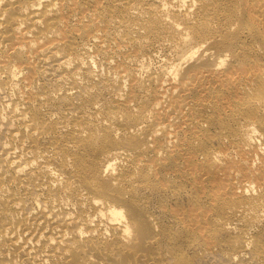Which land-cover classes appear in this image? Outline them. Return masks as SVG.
Masks as SVG:
<instances>
[{
    "label": "bare ground",
    "instance_id": "6f19581e",
    "mask_svg": "<svg viewBox=\"0 0 264 264\" xmlns=\"http://www.w3.org/2000/svg\"><path fill=\"white\" fill-rule=\"evenodd\" d=\"M164 7L165 8L167 7V9H165ZM71 13H75V16L77 18V22H79L81 24L86 23V24H84L83 28L86 27L87 24L91 27L93 26L92 28L87 26L88 29L85 28L84 30L77 29V31L76 30H72V31H75L78 33L81 32L82 37L84 36V38H86V42H88L87 44L90 43L89 46L91 45L95 52H103L104 53V52L109 51V53L115 52V53L119 54V56H120V51L122 49L124 51V48H130V49L131 48H133V49L145 48V49H147L148 47H155L156 46L158 48V50L160 48L159 51H161V52L164 51V50H162V48L163 49L166 48L167 50H168V48H169V50H170V48L171 49L173 48V50L174 49L176 50L177 54L175 56L176 59L174 60V62H172V64L169 62L170 65L168 66V68H167V66H165L166 68H164V69H167L166 73H164L162 75H157L156 72L154 74V73H152V71L150 73V72H148L149 70H146V71H143V72H148L146 74L143 73V76H144V74L146 75V76H144L145 77L144 79H141L142 77L138 78L139 76H137V73L134 72L133 70L131 71L129 67H120L119 64L117 63L118 60L120 61V59H117L116 63L118 64V66H116L117 69L114 70L113 74L114 73L115 74L112 76V78L114 77V79H115V77L117 76L118 79L117 78L116 79L119 81V83L121 82L123 84V81H124L127 85H125V83H124L122 86L125 85L128 87V89L127 90L124 89V91L126 93L125 92H124V94L121 93L123 95H120L121 97H119L118 99H115L117 101H116V103L113 101L114 104L111 103V105H110L111 107L107 108L106 110L104 109L105 112H103L104 110L102 109L103 110L102 111L103 116L101 119L99 118L100 120H97L95 118L97 115L94 117L93 114L98 113L99 111H101V109H99L97 107H92L91 111H88L89 112V115H88L87 111H85L86 108H84V109L82 108V110H84V112H86L87 115H85L84 112H82V115H78L80 112L79 113L77 112V116H75V117L73 116V118H72V115H71V118H72L71 119L68 116V113H65V114H67V116L71 120L68 119L69 121L67 120L68 122L61 124V127H59L60 124L58 123L59 126L56 128L54 126L53 122H51V120H53L51 117H54L55 115L54 116L51 115V117H50L51 120L46 122L43 120H39L37 118L36 115H38V114H36V111L33 110L34 112H32V110H31V111H28L26 113L23 110V109H25V107H22L23 108L22 110L26 113V114L24 113L25 115H23V116L28 117V119H29L28 120V126H29L30 130L27 129L28 127L26 128V130H29V133L26 136L30 140L29 142L31 144V147H34V145H37L38 139H39V137H41V135L42 136L47 135L46 136L47 141L51 145L54 146V150H53V152H54L53 157L54 158L52 159V161L55 164L56 163L58 164L59 161L63 162L62 169L64 168V170H63L64 173L66 175H68V174L72 175V177L74 176L76 178V180H72L73 182H71V183H66V185L63 184L64 186L62 188H60V186H59L60 192L58 194L61 193V189L63 191H65V193L67 192V194H68V192H69V194L71 193L72 196H73L72 193L78 192L79 197H77L75 200L80 201L79 204H81L82 206H84V204H85L86 209L88 210L87 213L88 212L90 213V214L89 213L87 214V215H89L88 217H93V219H94V217H97L98 219L100 218L99 220L102 219V221H104V222L106 220V224L111 229L112 234L116 237L114 243L115 244L118 243L119 245L122 244L121 246L118 247V248H120L119 252H121V253L125 250H126V252H127V250L129 252V249H130V251H132V253H134L133 252L134 250H137L139 252V249L142 250V249H144V247L147 248L146 249V250H148L147 253L150 252L149 249H151V247L153 246L151 243V240L157 234L156 230H158L157 229L158 227L156 226L155 222L154 223L152 222L153 219L150 220L148 218L149 215L144 214V213H146V212H144L145 211L144 207L141 206L142 204L141 205L138 204L140 201H138V203H136V202L139 199V196L144 197L146 195L147 196L152 195V193H155V195L156 194L159 195V194H163V193L167 194V193H170V191H172V190H170V187H166V185H165L166 183L164 184V186H162V185H160V183L158 185V182H156L159 179L157 177L159 175L162 176V174H163V176L168 175L169 177H173V180L175 178V179H178L179 181L180 180L181 181L183 180L186 182L191 181L193 187L198 192L201 191L203 198L207 202L211 203L210 204L211 209L215 210L216 212L218 210H220L218 212H220L222 214L221 218H217L214 215H210L206 211L204 213L201 212V213L197 214L196 218L199 217L198 220L196 219L197 221L196 220L192 221V224L194 226H198L199 228L203 229L204 225L209 223V225H211V227L212 226H220L222 228L221 230L224 231V230L233 229V227L237 229V227H235V226H238V223H240L242 220L244 222L247 220L250 224H253L254 222H255L254 224H257L258 222L263 221L264 220V0H0V65L5 63L8 59H12V58H13V60L15 59L17 62H15V63L13 62V63L15 64V66L17 68L24 67L25 70L27 69L28 72L26 71L27 72L26 79L29 82L32 81V77H33L32 74H33V70H34L35 65L33 64L32 60H34V59H36V61H37V59L39 60L40 58H41V60L44 58H46V59L50 58V59H52V61H56V62L59 60H62L61 62L59 61L60 64L57 65L58 66L57 69L58 68L70 69L71 66H69V65H71V62H70V58H68V56L70 55V57H71V55L72 56H74V55H73V52L71 54V50H72L71 45L66 43V39H67L66 36L67 35L65 34L64 29H65L67 22H68V16ZM112 20L113 21L115 20V23H114L115 26L114 25L113 26L117 27V30H119L118 35H119V32H121V31L123 32V36L121 35L122 36L121 39L119 38L120 35L118 37L114 36L115 38H119V39H117L119 41L116 44L117 46L115 48H113V46L111 45V43L115 44L114 41H113L114 43L111 42V40H112L110 37L111 35L109 36V34L105 31L109 26H112L113 22L111 25H108V24H110V22ZM165 28L166 29L168 28L170 31H168V29L166 31ZM112 29L113 28H111V30ZM159 29H161V30L165 29V32L164 31L162 32ZM57 31H60L62 33L56 34ZM141 31H144V34L146 32V34L149 36V38H153V39L157 38V39H155L156 41L155 40L152 41V39L151 40L149 39L151 42H156V45H155V43H154V45H155L154 46L149 41L147 42L148 37L146 38L147 40L145 39L146 41H143L144 39L143 40H140V39L138 40V38L135 39L134 37H136V36L137 37L143 36L142 35L143 32H141ZM160 32H162L164 35L161 34ZM129 33H131L130 34L131 36L134 35L133 33H136V36L134 35V37L132 38L129 35ZM110 34H111V31H110ZM79 36H81V35L79 34ZM79 38H81V37H79ZM70 41H72V40H70ZM86 42L84 41V43H86ZM63 43L64 44L66 43L65 46L68 47L67 53L69 55L63 56L62 58H61L62 55L61 56L59 55L60 58L58 59L56 52H57L58 48L60 47V45ZM87 44H84V46L80 45L81 47H79L83 50L82 51L80 49V52L82 51L83 53H85V58H88L89 56H91L90 53L88 52V50H91V49H88L89 46H87ZM152 49H154V48H152ZM62 50H64V49H62ZM173 50H171V52ZM146 51L149 52V49ZM152 52H154V51H152ZM152 52H151V54H152ZM138 53H140V51H138ZM144 53H145V50H144ZM104 54H101V56ZM108 54H106V56ZM111 54H113V53H111ZM75 55H78V54H75ZM146 55L147 54H142L141 56L146 57ZM116 56L117 55H115V57ZM130 56H131V54H130ZM141 56H139V57H141ZM95 57H97V56H95ZM107 57L109 58V56H107ZM132 57H134V56H132ZM139 57L137 56V58H139ZM72 58L74 59V57H72ZM81 58H83V56H81ZM89 58H92V57H89ZM108 58L105 61L108 64V67L110 65L112 67L113 64H111V63L114 62L113 61L114 58H113V60L111 59V61H113V62H111ZM50 59H49V61H51ZM78 59H79V57H78ZM100 59H101V57H100ZM126 59L127 58H124L122 60V63L126 64V62L129 60L128 59L126 61ZM166 59L169 60L168 57ZM47 60L46 61L43 60V61H45L47 63ZM167 60H165V62ZM40 61H38V63ZM75 61H76V58H75ZM78 61H76L75 63L73 61V63L76 64L78 62L80 64L81 63L80 61H82V60H78ZM94 61L95 60H93V62ZM130 61L133 62L132 60H130ZM138 61L139 60L137 59L136 62L138 63ZM82 62H84V61H82ZM9 63L10 62H8V64ZM11 63H12V61H11ZM13 63H12V66L14 65ZM42 63H44V62H42ZM42 63L40 62L39 65ZM101 63H102V61H101ZM81 64L83 65V63H81ZM162 64H163V62H162ZM129 65L131 66L132 64H129ZM129 65L126 64L125 66H129ZM36 66H38V65H36ZM142 66H143V64H142ZM47 67H49V66H47ZM106 67H107V65H106ZM132 67H133V65H132ZM136 67H137V65H136ZM9 68L10 67H8V70H10ZM50 68H52V66H50ZM100 68H103V66L102 67L100 66ZM13 69L15 70V68H13ZM57 69H55V70H57ZM60 69H58L57 72L60 71ZM79 69H80V67H79ZM92 69H93V67H92ZM138 69L139 68L137 67V69H135V71H137ZM2 70H4V68ZM49 70H51V69H49ZM99 70L101 71L102 69H99ZM109 70L110 69H108V72H109ZM162 70H163V68H162ZM81 71H82V67H81V70L76 71L77 73H75V74H73V72H75V71H73L72 75L69 76V78H67L65 76L66 77L65 80L70 81V83H72L74 85V88H75V86H77V84H79L77 82H80V81H77V79H76L77 76H78L79 80H80V77H83V76L77 75L78 72H81ZM100 71H99L100 75L98 74L97 70H96V72H97L96 74L91 73V72L90 73L93 76L94 75L96 76L98 74L101 77L104 74H103V70H102V73ZM106 71H107V69H106ZM159 71L161 72V70H159ZM1 72H0V74H1ZM39 72H40V70H39ZM82 72H85V71H82ZM108 72H106V76L109 75ZM13 73H16V72H12V75H13ZM107 73H108V75H107ZM44 74L46 75V71ZM80 74H82V73H80ZM19 75H21V74H19ZM45 75H43L42 77H45ZM67 75H69V74H67ZM93 76H92V78L94 79ZM1 77H3V76L1 75L0 78ZM15 77H17V76L15 75ZM62 77H60V78H62ZM90 77H91V75H90ZM3 78H5V76ZM6 78H7V76H6ZM18 78H19V76H18ZM36 78H37V75H36ZM85 78H84V80H85ZM101 78H103V77H101ZM13 79H15V78H13ZM57 79H59V77L54 79V80L56 81ZM10 80H12V79H10ZM15 80H17V78ZM96 80H97V78H96ZM18 81H21V80H18ZM57 81H60V79ZM49 82H51V80ZM65 82H64V84H67ZM92 82H93V80H92ZM112 82H114V81H112ZM7 83H8V81H7ZM42 83H43V81H42ZM51 83L53 84V82H51ZM51 83H48V84H51ZM108 83H110V82H108ZM115 83L117 84V81ZM15 84H16V81H15ZM52 84H51V86H54ZM81 84H83V82ZM85 84H86V82H85ZM116 84H114V85H116ZM12 85H13V82H12ZM21 85H22V83H21ZM103 85H104V83H103ZM22 86H24V85H22ZM105 86H106V84H105ZM111 86H112V84H111ZM125 86H124V88H127ZM0 87H1V85H0ZM2 87L4 88V86H2ZM17 87H18V84H17ZM14 88H16V87H13V89ZM52 88H54V87H52ZM66 88H67V90H69L68 89L69 87L66 86ZM105 88H107V87H105ZM0 89H2V88H0ZM86 89H87V87H86ZM94 89H95V87H94ZM94 89H93V92L96 91ZM49 90H50V88H49ZM58 90H59V88H58ZM62 90H63V87H62ZM106 90H109V89L108 88L105 89L104 92H107ZM25 91H26V89H25ZM38 91L39 90H36L35 92H38ZM72 91H74V90L72 89L70 93H72ZM77 91H78V89H77ZM86 91H88V90H86ZM89 91H88V94L90 93ZM100 91H103V90H100ZM112 91H114V90H112ZM120 91H119V93H120ZM1 92L2 91H0V94H1ZM13 92H14V90H13ZM15 92H16V90H15ZM42 92L44 93V91H42ZM58 92H57V95L59 94ZM67 92L65 93L66 96H67ZM93 92H91V93H93ZM12 94H14V93H12ZM46 94H48V92ZM52 94H53V91H52ZM14 95H13V99L15 98V100H16V97H14ZM55 95H56V93H55ZM85 95H87V94H85ZM102 95H104V94H102ZM60 96L61 95H59V97ZM82 96H80V97H82ZM87 96H85L86 99H87ZM98 96H100V94ZM8 97H9V95H8ZM24 97H26V96H24ZM76 97H78V96H76ZM107 97L109 99V96H107ZM21 98H22V96H21ZM39 98H40V96H39ZM67 98H68V96H67ZM103 98H106V95H105V97L103 96ZM103 98H102V100H103ZM115 98H116V96H115ZM10 99H12V98L10 97L9 100ZM42 99L44 100L43 97H42ZM75 99H77V98H75ZM15 100H14V103H15ZM56 100L58 101V99H56ZM10 101L7 103V106L11 105V104H9ZM82 101L83 100H81L80 102H82ZM60 102H62V100ZM100 102H98V104H102ZM1 103L2 102H0V106L2 105ZM16 103H17V101H16ZM42 103L43 102H41V104ZM72 103H74V102H72ZM109 103L110 102L108 101V104ZM31 104H33V103H31ZM64 104H66V102ZM69 104L71 105V103H69ZM98 104L96 106H98ZM16 105H18V104H16ZM78 105H80V104H78ZM3 106H6V105L3 104ZM7 106H6V108H7ZM14 106L12 108H14ZM39 106H41V105H39ZM32 107H34V106H32ZM58 107H60V106L58 105ZM64 107H65V105H64ZM105 107H107L106 104H105ZM7 109H6V111H7ZM62 109H63V107H62ZM88 109H90V108H88ZM45 110H47V109H45ZM1 112H5V110H3ZM18 112L19 111H16V113H18ZM90 112H93V114ZM8 113H10V112H8ZM50 113L48 115H50ZM11 114H14V113H11ZM46 114H47V112H46ZM55 114H56V112H55ZM56 115H58V114H56ZM4 116H5V114H4ZM9 118L11 119L10 116H9ZM54 118L56 119V117H54ZM57 118H59V117H57ZM0 119H3V121L6 123V120L4 118H2V115H1ZM18 119L19 118L17 117V120ZM17 120H16V122H17ZM56 121H58V120H56ZM1 122H2V120H1ZM105 122H108L109 124H107V123L105 124ZM11 123H13V121H11ZM0 125H2V124H0ZM23 125H25V124H23ZM13 127L14 126H12V129H13ZM0 128H3V127L0 126ZM8 128L9 127L7 126L6 130ZM216 130L223 132L222 136L221 135L218 136V140H217L221 145L224 146L223 147L224 149L222 151H216V148L213 149L212 147L209 146L210 145L209 144L210 139H213L212 133H214ZM6 132L8 133V130ZM9 132H10V130H9ZM10 135H11L10 137L12 138V140L16 141L17 136L14 133H11ZM0 136H1V134H0ZM254 137L260 139L262 141V144H259V146L255 145V142H252ZM18 138H19V136H18ZM43 138H44V136H43ZM6 139H8V138L6 137ZM26 141H28V140H26ZM25 142H22V144H24ZM8 143L9 142H7V144ZM38 144L40 145V143H38ZM43 144H45V142ZM4 146H5V149L8 148V146H7V148H6V145H4ZM2 147H1V149L3 150L4 147L3 148ZM14 149L16 151V148H14ZM19 149H20V147H19ZM42 149H43V147H42ZM46 149H48V147ZM51 149H52V147H51ZM32 150H31V152H32ZM39 152H41V151H39ZM46 152L48 153L49 150H47ZM44 153L41 154L42 157H43V155L45 156L46 153L45 154ZM12 155L14 157L15 153H13ZM5 156H6V154H5ZM23 156H24V154H23ZM32 156H33V153H32ZM47 156L48 155H46V158H47ZM51 156H50V158H51ZM34 157H35V155H34ZM26 161H27V159H26ZM31 161H33V160L31 159ZM49 161L50 160H48V162ZM114 161L115 162L118 161V165H116L117 167L116 166L113 167V165L115 164ZM1 162H2V160H1ZM15 163L16 164L14 165V161L12 159H9V158L5 159L2 162V167H3L2 169L4 170V168L5 169L6 168H8V169L12 168V169H16V171H17V170H19L20 163H18L17 161ZM29 163H31V162H29ZM112 163H114V164H112ZM59 164H61V163H59ZM24 165H23L24 169L28 168V166L25 167ZM50 165H51L50 168H52V167L54 168V166H56V165L52 166V164H50ZM31 167H29V168H31ZM115 167H116V169L114 171ZM50 168L48 169V167H43L39 171L42 172L45 176L52 178L53 176L50 177V175H52L54 173V171H51ZM27 170H30V169H27ZM21 172L22 171L20 169V174H21ZM37 172H38V170H37ZM25 173H26V171H25ZM22 174H24V173H22ZM58 174L61 175L60 173H58ZM28 175H32V172H30ZM53 175H55L54 177L56 178V173ZM59 175H57V177ZM9 176H11V175H9ZM39 176H40V174L38 175V177ZM17 177H18V173H17ZM43 177H42V179H44ZM59 177L61 178V176H59ZM66 177L67 176H64V178H66ZM60 178H57V180L61 181L62 179H60ZM75 178H73V179H75ZM7 179H8V177H7ZM25 180H26V178H25ZM162 180H163V178H162ZM55 181H51V182L55 183ZM63 181H65V180L63 179ZM168 181H169V179H168ZM213 181H217L221 185L219 184L220 186H218V187L212 186V185H210L209 187H206V186H208L207 185L208 183L211 184ZM15 182L17 183V181H15ZM24 182L25 181H23V183ZM163 182H166V181L163 180ZM50 184H51V186L53 185L52 183H50ZM21 185H22V182H21ZM43 186H44V184H43ZM43 186H42V188H43ZM53 186H55V185H53ZM21 188H23V187H21ZM54 188H56V187H54ZM7 189H6V191H8ZM26 189L28 190V188H26ZM43 189L45 190V188H43ZM51 189H53V188H51ZM252 189H255L258 193L255 197H250V196L248 197L247 196L248 193H246V192H248L249 190H252ZM37 190H38V188H37ZM39 190H40V188H39ZM1 191H3V190H1ZM173 191H174V189H173ZM53 192H55V191H53ZM6 193H8V192H6ZM253 193L255 194V192H253ZM47 194H48V192H47ZM18 195H19V193H18ZM42 195H43V193H42ZM38 196H39V194H38ZM64 196L65 195H63V197ZM74 196H75V194H74ZM28 197H26V198H28ZM7 198L8 199L10 198L9 195ZM60 198H61V196H60ZM42 199H43V196H42ZM57 199H59V198H57ZM16 200H17V198H16ZM71 200H69V201H71ZM36 201H38V200H36ZM60 201H63V200H60ZM60 201H59V203H60ZM0 202H2V201H0ZM7 202H5V203L7 204ZM40 202H42V201H40ZM51 202H53V201H51ZM36 203H35V206H36ZM69 203L70 202H68L67 204H69ZM11 204H14L13 200L9 201L8 206ZM32 204L33 203H31V205ZM73 204L75 205V203H73ZM73 204H72V206L75 208V206L77 204L75 206ZM56 205H58V204H56ZM56 205H55V207H56ZM65 205H64V209H65ZM16 206L19 207V205H16ZM35 206H32V209H34V208L38 209V206H39L38 203H37V207H35ZM44 206H45V204H44ZM46 206H45V208H46ZM68 206L70 207V205H68ZM68 206H66V209ZM2 207H3V204H2ZM6 207L7 206H5V208ZM39 207H41V206H39ZM16 208L14 210H16ZM17 209L19 210V208H17ZM75 210H76V208H75ZM81 210H82V208H81ZM58 211H60V210H58ZM200 211H202V210H200ZM45 212H46V210H45ZM52 213H53V210H52ZM56 213H57V211H56ZM64 213H65V211H64ZM67 213H69V212L66 211V214ZM82 213H84V212H82ZM9 214H10V212H9ZM30 214H32V213H30ZM70 214H71L72 218H74L72 215V212ZM6 216H8V214L5 215V218H6ZM67 216L69 217L70 215H66L65 218H67L68 220H71V217H69L70 218L69 219ZM26 217H29V216H26ZM31 217L34 218L35 216L34 217L31 216ZM36 217H37V215H36ZM56 217H57V214H56ZM60 217L61 216H59V218ZM50 218H51V216H50ZM43 219H45V218H43ZM67 219H65V220H67ZM208 219H209V221H208ZM4 220H5L4 217L0 218V242L2 241L3 245H5L8 248L14 249V247L17 246V245L15 246V244H16V237L18 236V233L28 232V229H29L27 226L28 223H26V221L24 219H21V220L18 219L16 221L7 222V223L5 222V221H7V219L5 221ZM28 220L30 221V219H28ZM57 220H60V219H57ZM65 220L63 219L61 222L55 221L56 223L54 222V227H53V225H51L49 223L53 227L54 231L57 230V232H56V233H58V237L56 238L57 244H63V241H66V240H64V238L65 239L69 238V237L67 238L65 235L68 236L69 234H68L67 230H70V227H73L70 225V224H72L71 223L72 220H71V222L65 221ZM87 220H89V219H87ZM90 220L94 221V220H92V218ZM51 221H53V220H50V222ZM250 221L253 223H251ZM97 222H99V221H97ZM79 223H81V222H79ZM87 223L88 222H85L86 230L88 232L93 233L94 229H96V228L98 229V227L92 229L91 227L88 226ZM57 224H59V225H57ZM95 224H98V223H94V225ZM246 224H245V226H246ZM260 224H262V223H258V226ZM50 225H48V226H50ZM262 225H264V224H262ZM58 226H59V228H60V226L62 227V229H60V231H58L59 230L57 228ZM241 226H243V223H241ZM79 228L78 229L74 228L73 230L69 231L70 235H72V237H76V238L79 237V234H80ZM82 229H85V228H82ZM80 230H81V228H80ZM185 230H187V229H185ZM246 230H248V229H246ZM100 231H102V230H100ZM231 231H233V230H231ZM248 231H250V230H248ZM128 234H130L131 236H128ZM84 235H85V233L82 235V237H84ZM95 235H97V234H95ZM95 235L91 234V236H95ZM242 235L244 238L246 234L244 232H242ZM98 236H99V234H98ZM82 237H81V239H82ZM86 237L88 238V236H86ZM102 237L103 236H101L100 238H102ZM247 239H248V236L238 244V252H243L246 249L247 245L252 246L249 244L250 242L249 243L247 242ZM79 240H77V241H79ZM250 240L251 239H249V241ZM20 241H21V239H20ZM90 241L91 240H89V242ZM155 241L158 242L157 240H155ZM50 242H52V241H50ZM72 244H71V247L75 243L73 245ZM86 244H87V242H86ZM93 244L95 246V243H93ZM153 244H155V243L153 242ZM96 245H98V244H96ZM62 246H67V245H65V243H64ZM69 246H70V244H69ZM74 246H76V245H74ZM99 246H100V244H99ZM103 246H105V243ZM110 246H113V245H110ZM115 246H117V245H115ZM158 246H159V244H158ZM82 247H83V245H82ZM84 247H89V245H86ZM91 247H93V246H90V248ZM108 247H109V245H108ZM74 248L72 247L70 249L74 250ZM78 248H80V247H78ZM90 248L89 249L87 248V249L90 250ZM93 248H95V247H93ZM93 248H91V249H93ZM103 248L106 249V247H103ZM159 248H161V245ZM146 250H145V252H146ZM153 250H154V248H153ZM255 251L256 252L254 253L252 258H254L255 261L258 260V262L259 261L264 262V249H263V247L258 246ZM79 252H80V249H79ZM93 252L95 253V251H93ZM103 252L104 251H102V253ZM67 253L70 254L72 252L70 250V253H69V251ZM109 253H108V255H109ZM150 253H152V252H150ZM159 253H160V251H159ZM243 253H245V252H243ZM127 254L125 253L126 256H128ZM247 254H249V253H247ZM70 255H72L71 257H73V259L71 260L72 264H87V263L89 264V262L85 263L86 259H85V261H82L74 253L70 254ZM78 255H79V253H78ZM93 255L94 254L92 253V255H91L92 260L90 262H92L94 259ZM95 255L97 256L99 254L95 253ZM122 255H124V254L122 253ZM122 255H120V256H122ZM96 256H94V257H96ZM120 256H118V257H120ZM141 256L143 257V255H141ZM141 256H139V257L141 258ZM163 256H162V258H163ZM165 256L167 257V255H165ZM84 257H86V255ZM84 257H82V259ZM87 257L89 258L88 254H87ZM97 257H96V259H97ZM99 257H100V255H99ZM99 257L97 260H99ZM122 257H120V258H122ZM129 257H127V258H129ZM131 257H132V255H131ZM131 257L129 259H131ZM145 257H146V255H145ZM109 258H110V256H109ZM120 258H118V259H120ZM124 258L125 257H123L122 259H124ZM162 258L160 256V260ZM96 259L94 260V262L96 261ZM136 259H137V256H136L135 260ZM148 259H151V258H148ZM158 259H159V257H158ZM47 260H50V259H47ZM101 260H103V258ZM126 260H124V262H122L123 260H119V261H120V263L122 262V264H124V263H126L125 262ZM132 260H133V258L131 259V262H132ZM140 260H139V262L142 261V260L141 261ZM175 260H174V262H175ZM229 260H231V259H229ZM119 261L117 263H119ZM111 262H109V263L111 264ZM143 262H145V260ZM146 262H147V260H146ZM161 262L162 261H160L159 263H161ZM260 262H259V264H260ZM98 263L103 264V263H101V261ZM113 263H114V261H113ZM117 263L115 262V264H117ZM128 263H129V261H128ZM240 263H242V262H240ZM250 263H251V261H250ZM9 264H10V262H9ZM106 264H107V262H106ZM130 264H135V263L132 262ZM140 264H142V263H140Z\"/></svg>",
    "mask_w": 264,
    "mask_h": 264
},
{
    "label": "rangeland",
    "instance_id": "374dc122",
    "mask_svg": "<svg viewBox=\"0 0 264 264\" xmlns=\"http://www.w3.org/2000/svg\"><path fill=\"white\" fill-rule=\"evenodd\" d=\"M165 8V7H164ZM165 9H167V7L165 8ZM165 11V10H164ZM72 19V20H71ZM112 22H113V24H112ZM115 20L113 21H111L110 22V24H108V25H111L112 24V26L114 25L115 26ZM73 26H72V25ZM84 24H86V23H83V24H81V23H79V22H77V18H76V16H75V13H71V14H69V16H68V22H67V25H66V27H65V29H64V31H65V34L67 35L66 37H67V39H66V43L67 44H70L71 45V47H72V50H71V54H72V52H73V55L74 56H72L71 55V57H70V55L67 53V49H68V47L67 46H65V44L63 43V44H61L60 45V47L58 48V50H57V57H58V59L60 58V56H61V58L63 57V56H68V58H70V62H71V65H69V66H71V68L70 69H68V68H66V69H60V68H58V69H60V71H58L57 72V65L58 64H60V62L62 61V60H59V61H52V59H50V58H44V59H42L41 60V58L38 60L37 59V61H36V59H34V60H32V62H33V64L35 65L34 66V70H33V74H32V81L31 82H29L27 79H26V76H27V69L25 70V68L24 67H22V68H17L16 66H15V62H17L15 59V61L13 60V58L12 59H8L5 63H3L2 65H0V72H1V74H0V76L2 75L3 77L5 76V78H3V77H1L0 78V85H1V87L0 88H2V89H0V91H2L1 92V94H0V97L4 100H2L1 98H0V102H2L1 104V106H0V118H1V115H2V118H4L5 120H6V123L3 121V119H0V124H2V125H0V126H2L3 128H0V134H1V136H0V189L1 190H3V191H1L0 190V201H2V202H0V218L1 217H4V219L6 220L7 219V221H5L6 223L7 222H13V221H16V220H18V219H24L25 221H26V223H28L27 224V226H28V232H23V233H18V236L16 237V244H15V246L16 247H14V249L13 248H8V247H6L5 245H3V242L1 241L0 242V264H9V262H10V264H72L71 262V260L73 259V257H71L72 255H70V254H75L78 258H80V260H82V261H85V259H86V261H85V263L86 262H89V264H99L98 262H100L101 261V263H105L106 264V262H107V264H110L109 262H111V264L113 263V261H114V263L113 264H115V262L117 263L119 260H123L122 262H124V260H126L125 262L126 263H124V264H130V263H135V264H140V263H142V264H164L165 262V264H259V262H258V260L257 261H255L254 260V258H252L253 257V255H254V253L256 252L255 250L257 249V247L258 246H260V247H263V249H264V225H262V224H264V220L263 221H261V222H258V223H262V224H260L259 226H258V223L257 224H254L253 222H251V223H253V224H250L246 219V221L244 222L243 220V222L241 221L240 223H238V226H235V227H237V229L236 228H234L233 227V229H230V230H221L222 228L220 227V226H212L211 227V225H209V223H207L206 225H204V228L203 229H201V228H199L198 226H194L193 224H192V221H195L196 219L198 220V218H196V215L197 214H199V213H201V212H207L208 214H210V215H214L215 217H217V218H221V216H222V214L220 213V212H218V211H220V210H218L217 212L215 211V210H212L211 209V207H210V204L211 203H209V202H207L204 198H203V195H202V193H201V191L200 192H198L194 187H193V185H192V183H191V181H179L178 179H175L174 178V180H173V177H169L168 175H164L163 176V174H162V176L161 175H159L157 178H159L156 182H158V185H159V183H160V185H162V186H164V184L166 185V187H170V190H172V191H170V193H163V194H156L155 195V193H152V195H146V196H142V197H140L139 196V199L137 200V202L136 203H138V201H140L138 204L139 205H141V206H143L144 207V212H146V213H144L145 215L147 214V215H149L148 216V218L151 220V219H153V223L155 222V224H156V226L158 227L157 229L158 230H156V235L152 238V240H151V243H152V247H151V249H149V251L150 252H152V253H150V252H148L147 253V251L148 250H146L147 248H145L144 247V249H142V250H140L139 248V252L137 251V250H134L133 252L134 253H132V251H130V249H129V252H128V250H127V252H126V250L125 251H123L122 253L125 255V253L128 255V256H124V255H122V253L121 252H119L120 251V248H118L119 246H121L122 244H115L114 242H115V239H116V237L112 234V232H111V229L108 227V225L106 224V220H105V222L104 221H102V219L101 220H99L97 217H94V219H93V217H88L89 215H87L88 213H87V209H86V206H85V204H84V206H82L81 204H79L80 203V201H76L75 199L77 198V197H79L78 196V192L77 193H72L73 194V196L71 195V193L69 194V192H68V194H67V192L65 193V191H63L62 189H61V193L60 194H58L59 192H60V188H62L64 185H66V183H71V182H73L72 180H76V178L73 176L72 177V175H66L65 173H64V168L62 169V164H63V162H61V161H57L58 162V166L52 161V159L54 158L53 157V150H54V146L53 145H51L48 141H47V139H46V136L47 135H43L44 136V138H43V136L41 135V137H39V139H38V143H40V145L37 143V145H34V147H31V144H30V140L28 139V137L26 136V135H28V133H29V126H28V117H24L23 115H25L28 111H31L32 110V112H34V111H36V114H38V115H36L37 116V118L39 119V120H43V121H46V122H48V121H50L51 120V118L53 119V120H51V122H53V124H54V126L57 128L58 126H59V124H60V126L59 127H61V124H63V123H65V122H68L69 120L68 119H70L71 118V115H72V118H73V116L75 117V116H77V112L79 113L78 115H82V112H84V110H82V108L84 109V108H86L85 109V111H87V113H88V115H89V112L88 111H91V108L92 107H97V108H99V109H101V111H99L98 113H94L93 114V112H90V113H92L93 114V116L95 117L96 115V119L97 120H100L101 118H102V116H103V112H105V110L107 109V108H109V107H111L110 105H111V103L112 104H114V102L116 103V101L117 100H115V99H118L119 97H121L120 95H123L124 94V89L125 90H127L128 89V87L127 86H125V85H127L124 81H123V84L125 83V87H127V88H124V86H122L123 84L120 82L119 83V81L117 80L118 78H117V76L115 77V79H114V77L112 78V76L115 74H113V72H114V70L115 69H117L116 68V66H118V64H119V66L120 67H129L130 68V70L132 71H134V72H136L137 73V76H139L138 78H141V79H144L145 77L144 76H146L145 74L146 73H148V72H150L151 73V71H152V73H154L155 74V72H156V74L157 75H162V74H164V73H166V71H167V69H164V68H166L165 66H167V68H168V66L170 65V63L172 64V62H174V60L176 59L175 58V56H176V54H177V52H176V50L174 51L173 50V48L171 49L170 48V50H169V48H168V50L166 49V48H162V50H164L163 52H161V51H159L160 50V48H159V50H158V48L155 46L156 45V42H151L150 40L152 39V41L153 40H155V39H157V38H149V36L146 34V32H145V34H144V31H141V32H143L142 33V37H137L136 36V33H133L136 37H134V35H130L131 33H129V35L133 38H135V39H137L138 38V40L140 39V40H143V41H146L147 39V42L149 41L150 43H152V45H154V43H155V47H146L147 49H145V48H138V49H133V48H124V51H123V49L120 51V56H119V54H117V53H115V52H111V53H113V54H111V53H109V51L108 52H95L94 51V49H93V47L91 48L90 46H89V44H87L88 42H86V38H84V36L82 37V33L81 32H75V31H72V30H76L77 31V29H82V30H84L85 28L86 29H88L87 28V26L88 27H90V28H92L91 26H89L88 24H87V26L86 27H84L83 28V26H84ZM77 26V27H76ZM82 26V27H81ZM112 26H109L105 31L109 34V36L111 37V42H115V44H112L111 43V45L113 46V48H115L117 45V43H118V41L119 40H117V39H121L122 38V36H123V32L121 31V32H119V35H120V37L119 38H115V37H118L119 35H118V31L119 30H117V27H112ZM75 27V28H74ZM81 27V28H80ZM111 28H113L112 30H111ZM71 29V30H70ZM166 29V28H165ZM165 29L163 30H161V29H159L160 31H164L165 32ZM168 29V28H167ZM167 29H166V31H167ZM117 30V31H116ZM110 31H111V34H110ZM168 31H170L169 29H168ZM117 34H116V33ZM162 32H160L161 34H163ZM60 33H62V32H60V31H57L56 32V34H60ZM159 33V34H160ZM69 34V35H68ZM71 34V35H70ZM73 34V35H72ZM79 34L81 35V36H79ZM115 34V35H114ZM113 35V36H112ZM122 35V36H121ZM164 35V34H163ZM115 36V37H114ZM146 36V37H145ZM76 37V38H75ZM79 37H81V38H79ZM148 37V38H147ZM84 38V39H83ZM147 38V39H146ZM77 41H76V40ZM82 39V40H81ZM146 39V40H145ZM150 39V40H149ZM70 40H72V41H70ZM70 41V42H69ZM84 41L86 42V43H84ZM156 41V40H155ZM82 42V43H81ZM113 42V43H114ZM87 44V46H89V48L88 49H93L92 51L91 50H88V52L90 53V55L91 56H89V57H92V58H85V53H83L82 51V49L81 48H79V47H81L82 45L84 46V44ZM64 45V46H63ZM81 45V46H80ZM74 46V47H73ZM78 46V47H77ZM63 47V48H62ZM77 47V48H76ZM66 48V49H65ZM152 48H154V49H152ZM62 49H64V50H62ZM80 49L82 50L81 52H80ZM126 49V50H125ZM129 49V50H128ZM145 50V53H144V50ZM149 49V52L148 51H146V50H148ZM166 49V50H165ZM140 51V53H138V51ZM171 50H173L172 52H171ZM123 51V52H122ZM137 51V52H136ZM152 51H154V52H152ZM77 52V53H76ZM80 52V53H79ZM93 54H92V53ZM148 52V53H147ZM151 52H152V54L154 55H152L151 54ZM171 52V53H170ZM61 53V54H60ZM97 53V54H96ZM109 53V54H108ZM147 54L146 55V57H142L141 55L142 54ZM166 53V54H165ZM66 54V55H65ZM75 54H78V55H75ZM95 54V55H94ZM101 54H104V55H102L101 56ZM106 54H108L107 56H109V58L106 56ZM130 54H131V56H130ZM141 54V55H140ZM165 54V55H164ZM170 54V55H169ZM174 54V55H173ZM60 55V56H59ZM111 55V56H110ZM115 55H117L116 57H115ZM150 57H149V56ZM152 55V56H151ZM76 56V57H75ZM81 56H83V58H81ZM95 56H97V57H95ZM113 56V57H112ZM122 56V57H121ZM132 56H134V57H132ZM137 56L139 57V56H141V57H139V58H137ZM144 56V55H143ZM165 56V57H164ZM72 57H74V59L72 58ZM78 57H79V59H78ZM87 57V56H86ZM100 57H101V59H100ZM104 57V58H103ZM129 57V58H128ZM133 59H132V58ZM169 58V60H167L166 58ZM67 58V59H68ZM75 58H76V61H78V60H82V61H84V62H82V61H80L81 63H83V65L80 63H76V64H74L76 61H75ZM85 58V59H84ZM98 60H97V59ZM109 59L110 61H111V59L113 60V58H114V62L113 61H111V62H113V63H111V64H113L112 65V67H111V65L108 67V64L106 63V59ZM116 58V59H115ZM122 58V59H121ZM124 58H127L126 59V64L127 65H129V64H132L133 65V67H132V65L130 66H125L126 64L125 63H122V60L124 59ZM143 58V59H142ZM155 58V59H154ZM173 58V59H172ZM49 59L51 60V61H49ZM91 61H90V60ZM117 59H120V61L118 60V64L116 63V61H117ZM137 59L139 60L138 61V63L136 62L137 61ZM41 60V61H40ZM43 60H47V63L45 62V61H43ZM86 60V61H85ZM93 60H95L94 62H93ZM130 60H132L133 62H131ZM141 60V61H140ZM165 60H167L166 62H165ZM173 60V61H172ZM11 61H12V63L14 64L13 66H12V63H11ZM38 61H40L41 63L42 62H44V63H42V64H40L39 65V63H38ZM73 61H74V63H73ZM101 61H102V63H101ZM130 61V62H129ZM135 61V62H134ZM145 61V62H144ZM163 62V64H162V62ZM8 62H10L9 64H8ZM98 62V63H97ZM100 62V63H99ZM170 62V63H169ZM57 63V64H56ZM92 65H90V64ZM96 63V64H95ZM129 63V64H128ZM137 63V64H136ZM146 63V64H145ZM167 63V64H166ZM49 64V65H48ZM51 64V65H50ZM53 64V65H52ZM74 64V65H73ZM115 64V65H114ZM125 64V65H124ZM142 64H143V66H142ZM166 64V65H165ZM36 65H38V66H36ZM82 65V66H81ZM88 65V66H87ZM90 65V66H89ZM95 67H94V66ZM105 65V66H104ZM106 65H107V67H106ZM136 65H137V67L139 68L137 71H135V69H137V67H136ZM140 65V66H139ZM158 65V66H157ZM164 65V66H163ZM47 66H49V67H47ZM50 66H52V68H50ZM73 66V67H72ZM86 68H85V67ZM100 66L102 67L103 66V68H100ZM149 66V67H148ZM8 67H10L9 69L10 70H8ZM79 67H80V69H79ZM81 67H82V71H85V72H78V74L77 75H80V76H83V77H80V80L78 79V76H77V81H80L81 83L83 82V84H81L80 82H77V83H79V84H77V86H75V88H74V85L72 84V83H70V81H66L65 80V78L67 77V78H69V76H71L72 75V72L73 71H75V72H73V74H75V73H77L76 71H80L81 70ZM92 67H93V69H92ZM141 67V68H140ZM143 67V68H142ZM155 67V68H154ZM4 68V70H2ZM12 68V69H11ZM13 68H15V70L13 69ZM44 68V69H43ZM98 68V69H97ZM128 68V69H129ZM162 68H163V70H162ZM6 69V70H5ZM40 70V72H39V70ZM49 69H51V70H49ZM55 69H57V70H55ZM92 69V70H91ZM99 69H102L103 70V74L105 75H103V76H101V77H103V78H101L99 75H100V73H99ZM106 69H107V71H106ZM108 69H110L109 70V72H108ZM141 69V70H140ZM12 70V71H11ZM55 70V71H54ZM65 70V71H64ZM68 70V71H67ZM96 70H97V72H98V74L95 76H93L91 73H94V74H96L97 72H96ZM102 70L100 71L101 73H102ZM113 70V71H112ZM146 70H149L148 72H143V71H146ZM159 70H161V72L159 71ZM165 70V71H164ZM22 71V72H21ZM27 71V72H26ZM45 71H46V75L44 74L45 73ZM49 71V72H48ZM8 72V73H7ZM12 72H16V73H13V75H12ZM36 72V73H35ZM44 72V73H43ZM64 72V73H63ZM70 72V73H69ZM91 72V73H90ZM106 72H108L109 73V75H108V73H107V75L108 76H106ZM159 72V73H158ZM5 73V74H4ZM24 73V74H23ZM43 73V74H42ZM52 73V74H51ZM80 73H82V74H80ZM135 73V74H136ZM143 73H145L144 74V76H143ZM4 74V75H3ZM8 74V75H7ZM17 76V77H15V75ZM19 74H23L22 76L21 75H19ZM55 74V75H54ZM63 74V75H62ZM67 74H69V75H67ZM86 74V75H85ZM89 76H88V75ZM36 75H37V78H36ZM43 75H45V77H42ZM63 77H62V76ZM90 75H91V77H90ZM141 75V76H140ZM6 76H7V78H6ZM11 76V77H10ZM14 76V77H13ZM18 76H19V78H18ZM41 76V77H40ZM48 76V77H47ZM54 76V77H53ZM66 76V77H65ZM88 76V77H87ZM92 76L94 77V79L92 78ZM111 76V77H110ZM59 77V79H60V81H57V80H59V79H57L56 81L54 80V79H56V78H58ZM60 77H62V78H60ZM86 77V78H85ZM97 78V80H96V78ZM13 78H17V80H15V79H13ZM36 78V79H35ZM42 78V79H41ZM45 78V79H44ZM51 78V79H50ZM64 78V79H63ZM84 78H85V80H84ZM117 78V79H116ZM10 79H12V80H10ZM35 79V80H34ZM51 80V82H53V84L51 83V82H49L50 80ZM62 79V80H61ZM89 79V80H88ZM114 79V80H113ZM18 80H21V81H18ZM84 80V81H83ZM91 80V81H90ZM92 80H93V82H92ZM102 80V81H101ZM7 81H8V83H7ZM13 82V85H12V82ZM15 81H16V84H15ZM24 81V82H23ZM42 81H43V83H42ZM45 81V82H44ZM65 83H67V84H64V82ZM112 81H114V82H112ZM117 81V84L115 83ZM2 82V83H1ZM10 82V83H9ZM20 82V83H19ZM36 84H35V83ZM85 82H86V84H85ZM108 82H112L111 84H112V86H111V84L110 83H108ZM7 83V84H6ZM21 83H22V85H24V86H22L21 85ZM48 83H51L52 85H54V86H51V84H48ZM62 83V84H61ZM102 83V84H101ZM103 83H104V85H103ZM3 84V85H2ZM17 84H18V87H17ZM95 86H94V85ZM105 84H106V86H105ZM114 84H116V85H114ZM7 85V86H6ZM16 85V86H15ZM61 87H60V86ZM80 85V86H79ZM83 85V86H82ZM89 85V86H88ZM102 85V86H101ZM114 85V86H113ZM120 85V86H119ZM2 86H4V88L2 87ZM40 86V87H39ZM45 86V87H44ZM66 86L67 87H69L68 89L70 90H67V88H66ZM73 86V87H72ZM93 86V87H92ZM107 87L109 90H106L107 92H104V90L105 89H107V88H105V87ZM13 87H16V88H14L13 89ZM24 87V88H23ZM38 89H37V88ZM43 87V88H42ZM52 87H54V88H52ZM62 87H63V90H62ZM65 87V88H64ZM78 87V88H77ZM86 87H87V89H86ZM94 87H95V89H94ZM9 90H8V89ZM18 88V89H17ZM49 88H50V90H49ZM52 88V89H51ZM58 88H59V90H58ZM78 89V91H77V89ZM103 88V89H102ZM105 88V89H104ZM123 90H122V89ZM25 89H26V91H25ZM30 89V90H29ZM39 90L38 92H35L36 90ZM43 89V90H42ZM74 90V91H72V93H70L71 92V90ZM76 89V90H75ZM93 89L94 90H96L95 92H93ZM98 89V90H97ZM12 90V91H11ZM13 90H14V92H13ZM15 90H16V92H15ZM48 90V91H47ZM61 90V91H60ZM65 90V91H64ZM86 90H90L89 92L91 93V92H93V93H89L88 94V91H86ZM100 90H103V91H100ZM112 90H114V91H112ZM118 90V91H117ZM121 90V91H120ZM5 91V92H4ZM32 91V92H31ZM42 91H44V93L42 92ZM52 91H53V94H52ZM55 91V92H54ZM59 91V92H58ZM68 91V92H67ZM86 91V92H85ZM112 91V92H111ZM119 91H120V93H119ZM48 92V94H46ZM57 92L59 93L58 95H57ZM61 92V93H60ZM67 92V96H68V98H67V96H66V93ZM81 92V93H80ZM12 93H14V94H12ZM21 93V94H20ZM28 93V94H27ZM41 93V94H40ZM55 93H56V95H55ZM80 93V94H79ZM84 93V94H83ZM100 94V96H98L99 94ZM104 94V95H102V94ZM119 95H118V94ZM121 93H123V94H121ZM126 93V92H125ZM20 94V95H19ZM85 94H87V95H85ZM93 94V95H92ZM97 94V95H96ZM7 95V96H6ZM8 95H9V97H8ZM13 95H14V97H16V100H15V98L13 99ZM51 95V96H50ZM59 95H61L60 97H59ZM87 96V99H86V97L84 98L83 96L82 97H80V96ZM105 95H106V98H103V96L105 97ZM6 96V97H5ZM21 96H22V98H21ZM24 96H26V97H24ZM39 96H40V98H39ZM44 98V100L42 99V97ZM54 96V97H53ZM68 99H66L65 97ZM76 96H78V97H76ZM90 96V97H89ZM92 96V97H91ZM107 96H109V99H108V97ZM115 96H116V98H115ZM12 98V99H10L9 100V98ZM38 97V98H37ZM51 97V98H50ZM56 97V98H55ZM80 97V98H79ZM5 98V99H4ZM8 98V99H7ZM49 98V99H48ZM55 100H53V99ZM62 98V99H61ZM73 98V99H72ZM75 98H77V99H75ZM82 98V99H81ZM102 98H103V100H102ZM113 98V99H112ZM19 99V100H18ZM37 99V100H36ZM56 99H58V101L56 100ZM60 99V100H59ZM71 99V100H70ZM6 100V101H5ZM8 100V101H7ZM14 100H15V103H14ZM21 100V101H20ZM39 100V101H38ZM47 100V101H46ZM62 100V102H60ZM81 100H83L82 102H80ZM87 100V101H86ZM91 102H90V101ZM99 100V101H98ZM10 101V103L9 104H11V105H9V106H7V103ZM16 101H17V103H16ZM37 103H36V102ZM49 101V102H48ZM52 101V102H51ZM69 101V102H68ZM89 101V102H88ZM101 101V102H100ZM104 101V102H103ZM106 101V102H105ZM108 101L110 102L109 104H108ZM114 101V102H113ZM41 102H43L42 104L45 106H43L42 104H41ZM48 102V103H47ZM66 102V104H64ZM72 102H74V103H72ZM88 102V103H87ZM98 102H100V103H102V104H98ZM6 103V104H5ZM23 103V104H22ZM31 103H33V104H31ZM36 103V104H35ZM47 103V104H46ZM58 103V104H57ZM69 103H71V105L69 104ZM77 103V104H76ZM98 104V106H96L97 104ZM3 104L4 105H6L7 106V108H6V106H3ZM16 104H18V105H16ZM78 104H80V105H78ZM86 104V105H85ZM88 104V105H87ZM91 104V105H90ZM104 104V105H103ZM105 104H106V106L107 107H105ZM16 107H15V106ZM22 105V106H21ZM27 105V106H26ZM31 105V106H30ZM39 105H41V106H39ZM47 105V106H46ZM57 105V106H56ZM58 105L61 107H58ZM64 105H65V107H64ZM75 105V106H74ZM95 105V106H94ZM100 105V106H99ZM102 105V106H101ZM14 106V108H12ZM32 106H34V107H32ZM56 106V107H55ZM70 106V107H69ZM84 106V107H83ZM90 106V107H89ZM104 106V107H103ZM22 107H25V109H23ZM30 107V108H29ZM48 107V108H47ZM52 107V108H51ZM55 107V108H54ZM62 107H63V109H62ZM69 107V108H68ZM78 107V108H77ZM103 107V108H102ZM3 110H5V112H1V111H3ZM7 109V111H6V109ZM20 108V109H19ZM54 108V109H53ZM73 108V109H72ZM88 108H90V109H88ZM13 109V110H12ZM17 109V110H16ZM26 112H24L23 110ZM30 109V110H29ZM37 109V110H36ZM43 109V110H42ZM45 109H47V110H45ZM62 109V110H61ZM65 109V110H64ZM68 109V110H67ZM80 109V110H79ZM88 109V110H87ZM104 111H103V110ZM12 110V111H11ZM34 110V111H33ZM55 110V111H54ZM14 111V112H13ZM16 111H19L18 113H16ZM43 111V112H42ZM103 111V112H102ZM8 112H10V113H8ZM22 112V113H21ZM42 112V113H41ZM46 112H47V114H46ZM51 112V113H50ZM55 112H56V114H58V115H56L55 114ZM62 112V113H61ZM72 112V113H71ZM11 113H14V114H11ZM25 113V114H24ZM50 113V115H48ZM65 113H68V116L70 117H68L67 116V114H65ZM74 113V114H73ZM87 113L86 112H84V114L85 115H87ZM102 113V114H101ZM4 114H5V116H4ZM10 114V115H9ZM20 114V115H19ZM62 114V115H61ZM65 114V115H64ZM76 114V115H75ZM51 115H55L54 117H56V119L54 118V117H51ZM100 117H99V116ZM9 116L11 117V119L9 118ZM20 116V117H19ZM47 116V117H46ZM63 116V117H62ZM92 116V117H93ZM8 117V118H7ZM17 117L19 118L18 120H17ZM24 117V118H23ZM51 117V118H50ZM57 117H59V118H57ZM98 117V118H97ZM22 118V119H21ZM27 120H26V119ZM44 118V119H43ZM50 118V119H49ZM71 118V119H72ZM100 118V119H99ZM25 119V120H24ZM48 119V120H47ZM66 121H65V120ZM70 119V120H71ZM1 120H2V122H1ZM9 120V121H8ZM16 120H17V122H16ZM56 120H58V121H56ZM68 120V121H67ZM11 121H13V123H11ZM15 121V122H14ZM27 121V122H26ZM60 121V122H59ZM62 121V122H61ZM8 122V123H7ZM24 122V123H23ZM15 123V124H14ZM59 123V124H58ZM109 124L108 122H105V124ZM13 124V125H12ZM17 124V125H16ZM23 124H25V125H23ZM6 125V126H5ZM7 126L9 127L7 130H8V133L6 132L7 130H6V128H7ZM12 126H14L13 127V129H12ZM23 126V127H22ZM11 127V128H10ZM25 127V128H24ZM28 127V128H27ZM19 128V129H18ZM21 128V129H20ZM26 128L27 129H29V130H26ZM9 130H10V132H9ZM16 130V131H15ZM18 131V132H17ZM27 131V132H26ZM6 132V133H5ZM16 132V133H15ZM11 133H14L16 136H17V139H16V141L15 140H12V138L10 137L11 135ZM19 135H18V134ZM222 133L223 132H220L219 130H216L214 133H212V138L213 139H210V147H212L213 149L214 148H216V151H222L224 148V146L223 145H221L217 140H218V136H222ZM8 134V135H7ZM18 136H19V138H18ZM6 137L8 138V139H6ZM45 139V140H44ZM5 140V141H4ZM10 140V141H9ZM20 140V141H19ZM26 140H28V141H26ZM42 140V141H41ZM44 140V141H43ZM255 140V141H254ZM259 142H258V141ZM4 141V142H3ZM26 141V142H25ZM257 141V142H256ZM7 142H9L8 144H7ZM22 142H25L24 144H22ZM45 142V144H43ZM48 144H47V143ZM252 142H255V145H258L259 146V144H262V141L260 140V139H258V138H256V137H254V139H253V141ZM2 143V144H1ZM14 143V144H13ZM258 143V144H257ZM43 146H42V145ZM47 144V145H46ZM254 144V143H253ZM4 145H6V148H7V146H8V148L7 149H5V146ZM16 145V146H15ZM4 148H3V147ZM10 146V147H9ZM15 146V147H14ZM23 146V147H22ZM27 146V147H26ZM36 146V147H35ZM38 146V147H37ZM42 146L43 147V149H42V147L40 148V147ZM45 146V147H44ZM52 147V149H51V147ZM1 147L3 148V150L1 149ZM19 147H20V149H19ZM48 147V149H46ZM14 148H16V151H15V149ZM18 148V149H17ZM22 148V149H21ZM25 148V149H24ZM29 148V149H28ZM221 148V149H220ZM27 149V150H26ZM33 149V150H32ZM39 149V150H38ZM218 149V150H217ZM24 150V151H23ZM31 150H32V152H31ZM38 150V151H37ZM47 150H49V152L47 153L46 151ZM52 150V151H51ZM2 151V152H1ZM13 151V152H12ZM27 153H26V152ZM34 151V152H33ZM39 151H41V152H39ZM22 152V153H21ZM39 152V153H38ZM46 154H45V153ZM4 153V154H3ZM9 153V154H8ZM11 153V154H10ZM13 153H15V155H14V157H13ZM17 153V154H16ZM32 153H33V156H32ZM36 153V154H35ZM42 153H44L45 154V156L43 155V157L41 156V154ZM5 154H6V156H5ZM20 154V155H19ZM23 154H24V156H23ZM26 154V155H25ZM50 154V155H49ZM9 155V156H8ZM11 155V156H10ZM28 155V156H27ZM33 157H31V156ZM34 155H35V157H34ZM46 155H48L47 156V158H46ZM52 155V156H51ZM30 156V157H29ZM39 156V157H38ZM50 156H51V158H50ZM13 157V158H12ZM17 157V158H16ZM19 157V158H18ZM21 157V158H20ZM23 157V158H22ZM42 157V158H41ZM12 159L13 161H14V165L16 164L15 162L17 161L18 163H20V167H19V170H17L16 171V169H12V168H4V170L2 169L3 167H2V162H3V160H5V159ZM19 159V160H18ZM26 159H27V161H26ZM31 159L34 161H31ZM38 159V160H37ZM1 160H2V162H1ZM16 160V161H15ZM25 160V161H24ZM41 160V161H40ZM47 160V161H46ZM48 160H50L49 162H48ZM37 161V162H36ZM119 161V160H118ZM118 161L117 162H115L114 161V163H112V164H114L113 165V167L114 166H116V165H118ZM29 162H31V163H29ZM53 162V163H52ZM28 163V164H27ZM34 163V164H33ZM36 163V164H35ZM59 163H61V164H59ZM25 164V165H24ZM30 164V165H29ZM43 164V165H42ZM46 164V165H45ZM50 164H52V166H54V165H56V166H54V168L52 167V168H50L51 167V165ZM23 165L26 167V166H28V168H25L24 169V167H23ZM33 165V166H32ZM49 165V166H48ZM32 166V167H31ZM36 166V167H35ZM29 167H31V168H29ZM34 167V168H33ZM40 167V168H39ZM43 167H48V169L50 168V170L51 171H54V173L53 174H55L56 173V178L54 177L55 175H50V177H52V178H49V177H47V176H45L42 172H40L39 170L40 169H42ZM112 167V168H113ZM117 167V166H116ZM116 167L114 168V171H115V169H116ZM20 169H21V174H20ZM23 169V170H22ZM27 169H30V170H27ZM53 169V170H52ZM58 169V170H57ZM6 170V171H5ZM18 173V177H17V173L15 172V171ZM26 171V173H25V171ZM37 170H38V172H37ZM63 171V172H62ZM11 172V173H10ZM30 172H32V175H28ZM3 173V174H2ZM6 173V174H5ZM22 173H24V174H22ZM40 174V176L38 177V175ZM58 173H60L61 175H59ZM64 173V174H63ZM15 174V175H14ZM63 174V175H62ZM107 174V173H106ZM105 174V175H106ZM9 175H11V176H9ZM21 177H20V176ZM57 175H59V176H61V178L58 176L57 177ZM104 175V176H105ZM2 176V177H1ZM16 176V177H15ZM32 176V177H31ZM44 176V177H43ZM64 176H67L66 178H64ZM7 177H8V179H7ZM31 177V178H30ZM34 177V178H33ZM42 177L44 178V179H42ZM63 177V178H62ZM16 178V179H15ZM25 178H26V180H25ZM54 178V179H53ZM57 178H60V179H62L61 181H58L57 180ZM73 178H75V179H73ZM162 178H163V180L164 181H166V182H163V180H162ZM38 179V180H37ZM63 179L65 180V181H63ZM168 179H169V181H168ZM7 180V181H6ZM22 180V181H21ZM32 180V181H31ZM45 180V181H44ZM56 180V181H55ZM4 181V182H3ZM15 181H17V183L15 182ZM23 181H25L24 183H23ZM50 181V182H49ZM51 181H55V183H53V182H51ZM7 182V183H6ZM16 184H15V183ZM21 182H22V185H21ZM30 182V183H29ZM37 182V183H36ZM44 182V183H43ZM59 184H58V183ZM65 182V183H64ZM6 183V184H5ZM50 183H52L53 185H55V186H51V184ZM57 183V184H56ZM169 183V184H168ZM10 184V185H9ZM42 184V185H41ZM43 184H44V186H43ZM46 184V185H45ZM64 184V185H63ZM220 183L219 182H217V181H213L211 184H207L208 186H206V187H209L210 185H212V186H220L219 185ZM3 185V186H2ZM21 185V186H20ZM41 187H40V186ZM58 185V186H57ZM6 186V187H5ZM20 186V187H19ZM38 186V187H37ZM42 186H43V188H45V190L42 188ZM46 186V187H45ZM59 186H60V188H59ZM172 186V187H171ZM4 187V188H3ZM12 187V188H11ZM21 187H23V188H21ZM36 187V188H35ZM51 187V188H53V189H49V188ZM54 187H56V188H54ZM3 188V189H2ZM8 188V189H7ZM16 188V189H15ZM26 188H28V190L26 189ZM31 188V189H30ZM37 188H38V190H37ZM39 188H40V190H39ZM58 188V189H57ZM6 189L8 190V191H6ZM34 191H33V190ZM173 189H174V191H173ZM5 190V191H4ZM18 190V191H17ZM15 191V192H14ZM29 191V192H28ZM40 191V192H39ZM53 191H55V192H53ZM58 191V192H57ZM6 192H8V193H6ZM36 192V193H35ZM43 193V195H42V193ZM47 192H48V194H47ZM51 192V193H50ZM63 192V193H62ZM253 192H255V194L253 193ZM14 193V194H13ZM18 193H19V195H18ZM58 195H57V194ZM189 193V194H188ZM246 193H248L247 194V196L249 197H255L256 195H257V191L255 190V189H252V190H249L248 192H246ZM9 195V199L7 198L8 197V195ZM21 194V195H20ZM24 194V195H23ZM38 194H39V196H38ZM47 194V195H46ZM53 194V195H52ZM65 195L64 197H63V195ZM74 194H75V196H74ZM51 195V196H50ZM69 195V196H68ZM6 196V197H5ZM13 196V197H12ZM29 196V197H28ZM42 196H43V199H42ZM55 196V197H54ZM60 196H61V198H60ZM19 197V198H18ZM23 197V198H22ZM26 197H28V198H26ZM40 197V198H39ZM74 197V198H73ZM200 197V198H199ZM12 198V199H11ZM15 198V199H14ZM16 198H17V200H16ZM23 200H22V199ZM31 198V199H30ZM57 198H59L60 200H63V201H60L59 199H57ZM68 200H67V199ZM8 199V200H7ZM40 199V200H39ZM66 199V200H65ZM72 199V200H71ZM141 199V200H140ZM10 200H13L14 201V204H11V205H9L8 206V204H9V201ZM25 200V201H24ZM36 200H38V201H36ZM46 202H45V201ZM57 200V201H56ZM69 200H71V201H69ZM75 200V201H74ZM8 201V202H7ZM27 201V202H26ZM40 201H42V202H40ZM51 201H53V202H51ZM59 201H60V203H59ZM74 201V202H73ZM5 202H7V204L5 203ZM30 202V203H29ZM38 203V205L39 206H41V207H39L38 206V209H36V208H34V209H32V206H35V203ZM55 202V203H54ZM68 202H70L69 204H67ZM78 202V203H77ZM23 203V204H22ZM31 203H33L32 205H31ZM37 203H36V206L35 207H37ZM45 204V206H46V208H45V206H44V204ZM66 205H65V204ZM73 203H75V208H76V210H75V208L72 206V204ZM2 204H3V207L5 208V206H7L5 209L2 207ZM29 204V205H28ZM56 204H58V205H56ZM16 205H19V207H17ZM55 205H56V207H55ZM61 207H60V206ZM64 205H65V209H64ZM68 205H70V207L68 206ZM44 206V207H43ZM63 206V207H62ZM66 206H68L67 207V209H66ZM78 206V207H77ZM81 206V207H80ZM13 209H12V208ZM19 208V210L17 209V208ZM43 207V208H42ZM58 207V208H57ZM72 207V208H71ZM85 209H84V208ZM2 208V209H1ZM16 208V210L18 211H16V210H14ZM45 208V209H44ZM49 208V209H48ZM81 208H82V210H81ZM4 209V210H3ZM44 209V210H43ZM60 210V211H58V210ZM72 211H71V210ZM80 209V210H79ZM85 211H84V210ZM21 210V211H20ZM45 210H46V212H45ZM52 210H53V213H52ZM63 210V211H62ZM69 210V211H68ZM168 210V211H167ZM200 210H202V211H200ZM12 211V212H11ZM51 211V212H50ZM56 211H57V213H56ZM64 211H65V213H64ZM66 211L67 212H69V213H67L66 214ZM77 211V212H76ZM164 211V212H163ZM166 211V212H165ZM200 211V212H199ZM9 212H10V214H9ZM45 212V213H44ZM72 212V215H73V217L74 218H72V216H71V213ZM82 212H84V213H82ZM86 212V213H85ZM22 213V214H21ZM30 213H32V214H30L31 216H35L36 217V215H37V217L35 218H32L29 214ZM47 213V214H46ZM52 213V214H51ZM75 213V214H74ZM78 213V214H77ZM167 213V214H166ZM4 214V215H3ZM8 214V216H6V218H5V215H7ZM28 214V215H27ZM56 214H57V217H56ZM70 215L69 217H71V220H72V222H71V220H68L67 218H65L66 217V215ZM82 214V215H81ZM90 214V213H89ZM169 214V215H168ZM25 215V216H24ZM51 216V218H50V216ZM13 216V217H12ZM21 216V217H20ZM26 216H29V217H26ZM46 216V217H45ZM49 216V217H48ZM54 216V217H53ZM59 216H61L60 218H59ZM80 216V217H79ZM195 216V217H194ZM10 217V218H9ZM68 217V216H67ZM68 217V218H69ZM30 219V221L28 220V219ZM43 218H45V219H43ZM47 218V219H46ZM60 219V220H57V219ZM79 218V219H78ZM89 219V220H87V219ZM92 218V220H94V221H91L90 219ZM97 218V219H96ZM171 218V219H170ZM36 219V220H35ZM42 219V220H41ZM65 220V219H67V220H65V221H70L72 224H70L71 226H73V227H70V230H67V232H68V236L67 235H65L68 239H65L64 238V240H66V241H63V244L65 243V245H67V246H62L63 244H57V237H58V233H56L57 232V230L56 231H54L53 230V227H54V222L57 220L58 222H61L62 220ZM70 219V218H69ZM78 219V220H77ZM50 220H53V221H51L50 222ZM87 220V221H86ZM101 221L100 223L102 224H100L99 222H97V221ZM155 220V221H154ZM189 220V221H188ZM191 220V221H190ZM196 220V221H197ZM47 221V222H46ZM56 221V222H57ZM81 222V223H79V222ZM88 222L87 224H88V226L89 227H91L92 229L93 228H96V227H98V229L96 228V229H94V231H93V233L92 232H88L87 230H86V224H85V222ZM91 221V222H90ZM96 221V222H95ZM208 221H209V219H208ZM55 222V223H56ZM84 222V223H83ZM46 223V224H45ZM53 225V227L50 225ZM77 223V224H76ZM90 223V224H89ZM94 223H98V224H95L94 225ZM181 223V224H180ZM241 223H243V226H241ZM247 223V224H246ZM50 225V226H48V225ZM61 224V223H60ZM92 224V225H91ZM177 224V225H176ZM179 224V225H178ZM245 224H246V226H245ZM249 224V225H248ZM34 225V226H33ZM57 225H59V224H57ZM107 225V226H106ZM183 225V226H182ZM208 225V226H207ZM248 225V226H247ZM253 225V226H252ZM48 226V227H47ZM56 226V225H55ZM82 226V227H81ZM210 226V227H209ZM52 229H51V228ZM81 228V230H80V228ZM108 227V228H107ZM194 227V228H193ZM219 227V228H218ZM248 227V228H247ZM59 230L58 231H60V229H62V227L60 226V228H59V226L57 227ZM74 228H79V231H80V234H79V237L81 236L82 237V235L85 233V235H84V237H82V239H81V237L79 238V237H72V235H70V233H69V231H71V230H73ZM82 228H85V229H82ZM199 228V229H198ZM242 230H241V229ZM261 228V229H260ZM109 229V230H108ZM185 229H187V230H185ZM246 229H248V230H250V231H248V230H246ZM84 230V231H83ZM100 230H102V231H100ZM161 230V231H160ZM231 230H233V231H231ZM241 230V231H240ZM258 230V231H257ZM50 231V232H49ZM86 231V232H85ZM100 231V232H99ZM230 231V232H229ZM247 231V232H246ZM49 232V233H48ZM88 232V233H87ZM159 232V233H158ZM242 232H244L246 235H245V237L243 238V235H242ZM93 234V235H95V234H97V235H95V236H91V234ZM45 234V235H44ZM67 234V233H66ZM88 234V235H87ZM98 234H99V236H98ZM131 234V233H130ZM130 234H128V236H131ZM206 234V235H205ZM57 235V236H56ZM86 236H88V238L86 237ZM101 236H103L102 238H100ZM197 236V237H196ZM248 236V239H247V242L250 244V245H252V246H249V245H247V247H246V249L243 251V252H245V253H243V252H238V244L241 242V241H243L246 237ZM86 237V238H85ZM93 237V238H92ZM113 237V238H112ZM71 238V239H70ZM131 238V237H130ZM243 238V239H242ZM20 239H21V241H20ZM47 239V240H46ZM79 240V241H77V240ZM242 239V240H241ZM249 239H251L250 241H249ZM23 240V241H22ZM83 242H82V241ZM89 240H91L93 243H95V246H94V244L90 241L89 242ZM100 240V241H99ZM155 240H157L158 242H156ZM30 241V242H29ZM50 241H52V242H50ZM105 241V242H104ZM155 243V244H153V242ZM71 242V243H70ZM78 242V243H77ZM86 242H87V244H86ZM98 242V243H97ZM102 244H101V243ZM21 243V244H20ZM40 243V244H39ZM68 243V244H67ZM74 245H76V246H74ZM78 245H77V244ZM104 243H105V246H103L104 245ZM110 243V244H109ZM114 243V244H113ZM157 243V244H156ZM69 244H70V246H69ZM71 244L73 245L72 247L74 248V250L73 249H70V248H72L71 247ZM81 244V245H80ZM92 244V245H91ZM96 244H98V245H96ZM99 244H100V246H99ZM109 245V247H108V245ZM158 244H159V246H158ZM60 245V246H59ZM82 245H83V247H82ZM86 245H89V247H84V246H86ZM110 245H113V246H110ZM115 245H117V246H115ZM160 245H161V248H159L160 247ZM48 246V247H47ZM90 246H93V247H95V248H93V247H91V248H93V249H91L90 248ZM155 246V247H154ZM249 246V247H248ZM6 247V248H5ZM70 247V248H69ZM78 247H80V248H78ZM103 247H106V249L105 248H103ZM123 247V246H122ZM208 247V248H207ZM251 247V248H250ZM43 248V249H42ZM69 248V249H68ZM78 248V249H77ZM90 248V250H88V249ZM101 248V249H100ZM153 248H154V250H153ZM248 248V249H247ZM250 248V249H249ZM49 249V250H48ZM52 249V250H51ZM66 251H65V250ZM68 249V250H67ZM79 249H80V252H79ZM85 249V250H84ZM156 249V250H155ZM214 249V250H213ZM70 250H71V252L72 253H70ZM95 251V253H97V254H99L100 255V257H99V255H97L98 257H99V260H97L98 259V257L95 255V253L93 252V251ZM145 250H146V252H145ZM163 250V251H162ZM175 250V251H174ZM69 251V253L70 254H68L67 252ZM75 251V252H74ZM88 251V252H87ZM102 251H104L103 253H102ZM115 253H114V252ZM159 251H160V253H159ZM249 251V252H248ZM85 252V253H84ZM110 252V253H109ZM137 252V253H136ZM144 252V253H143ZM156 252V253H155ZM252 252V253H251ZM21 253V254H20ZM23 253V254H22ZM78 253H79V255H78ZM88 254V256H89V258L87 257V254ZM90 253V254H89ZM92 253L94 254L93 255V261L92 262H90L91 260H92V258H91V255H92ZM101 253V254H100ZM106 255H105V254ZM108 253H109V255H108ZM121 253V254H120ZM136 253V254H135ZM146 253V254H145ZM154 253V254H153ZM240 253V254H239ZM247 253H249V254H247ZM103 254V255H102ZM122 255L123 257H125L124 259H122L123 257L122 256H120V255ZM139 254V255H138ZM224 254V255H223ZM38 255V256H37ZM69 255V256H68ZM86 255V257H84ZM112 255V256H111ZM131 255H132V257H131ZM141 255H143V257L141 256ZM145 255H146V257H145ZM149 257H148V256ZM161 256V258H162V256H163V258L160 260V256ZM165 255H167V257L165 256ZM239 255V256H238ZM241 255V256H240ZM16 256V257H15ZM43 256V257H42ZM50 256V257H49ZM57 256V257H56ZM94 256H96L97 257V259H96V257H94ZM104 256V257H103ZM107 256V257H106ZM109 256H110V258H109ZM118 256H120V257H122V258H120V257H118ZM131 257V259L133 258V260H132V262H131V259H129L130 257ZM134 256V257H133ZM136 256H137V259L135 260V258H136ZM139 256H141V258L139 257ZM153 256V257H152ZM177 256V257H176ZM235 256V257H234ZM53 257V258H52ZM82 257H84L83 259H82ZM103 258V260H101L102 258ZM127 257H129V258H127ZM139 257V258H138ZM158 257H159V259H158ZM171 257V258H170ZM225 257V258H224ZM16 258V259H15ZM101 258V259H100ZM107 258V259H106ZM118 258H120V259H118ZM148 258H151V259H148ZM248 258V259H247ZM47 259H50V260H47ZM54 259V260H53ZM57 261H56V260ZM96 259V261L94 262V260ZM110 259V260H109ZM112 259V260H111ZM114 259V260H113ZM141 261V262H139V260ZM176 259V260H175ZM229 259H231V260H229ZM244 259V260H243ZM63 260V261H62ZM109 260V261H108ZM118 260V261H117ZM138 260V261H137ZM145 260V262H146V260H147V262L145 263V262H143ZM149 260V261H148ZM155 260V261H154ZM174 260H175V262H174ZM240 260V261H239ZM242 260V261H241ZM247 260V261H246ZM254 260V261H253ZM27 261V262H26ZM53 261V262H52ZM98 261V262H97ZM128 261H129V263H128ZM137 261V262H136ZM151 261V262H150ZM160 261H162L161 263H159ZM179 261V262H178ZM235 261V262H234ZM250 261H251V263H250ZM35 262V263H34ZM45 262V263H44ZM94 262V263H93ZM122 262L120 263V261H119V263L120 264H122ZM157 262V263H156ZM173 262V263H172ZM240 262H242V263H240ZM258 262V263H257ZM119 263H117V264H119ZM88 264V263H87ZM260 264H264V262H260Z\"/></svg>",
    "mask_w": 264,
    "mask_h": 264
}]
</instances>
